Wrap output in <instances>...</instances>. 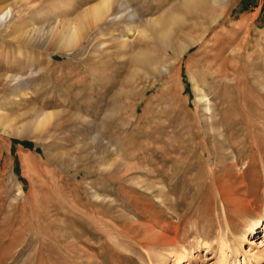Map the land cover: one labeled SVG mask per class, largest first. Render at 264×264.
<instances>
[{
  "label": "rangeland",
  "instance_id": "rangeland-1",
  "mask_svg": "<svg viewBox=\"0 0 264 264\" xmlns=\"http://www.w3.org/2000/svg\"><path fill=\"white\" fill-rule=\"evenodd\" d=\"M104 1L0 25V264H264L263 173L235 203L264 162V0H109L77 47L15 39Z\"/></svg>",
  "mask_w": 264,
  "mask_h": 264
},
{
  "label": "bare ground",
  "instance_id": "bare-ground-1",
  "mask_svg": "<svg viewBox=\"0 0 264 264\" xmlns=\"http://www.w3.org/2000/svg\"><path fill=\"white\" fill-rule=\"evenodd\" d=\"M21 1L25 2V0H20L17 4L15 3V5H6L5 7H3L0 10V25L1 26H9V25L13 24L14 22H16L17 19L21 18L22 12L16 10L17 5L18 4L20 5ZM108 3H109V0H106L104 2H101L97 5H95L94 7H92L89 10H87V9L84 10L83 12H81V14L79 13L80 15L74 21H69V23H67L68 21L66 23L65 22H58V23L54 24V25H56V27L54 25H48L47 28L42 27L40 29L36 28V27H31L29 29H26L25 31H22L20 33L19 37H16V38L14 37V38L20 39V40L24 39L23 41H30V42L32 41L33 42V40L36 37L41 36L43 34H47V37L51 36L52 35L51 33L56 28H59L61 25H63V26L69 25V32L67 34V37H65V39H63L61 42V49L68 50V49H71L73 47H77V45H79L78 43H80L82 36H83V31H82L81 27H83L86 24H89V21L92 20V18L96 19V20L102 19V14L105 10H107ZM185 3H186L185 6L190 5V7H191L195 3V1L194 0H187ZM94 22H96V21H94ZM16 27L17 26H15L13 28L15 29ZM19 31L16 32V29H15V33H18ZM46 40H48V38ZM165 70L163 69L162 72H164ZM231 71H232V76L234 78H236L238 75L237 70L235 68H233ZM237 82H239L238 79H237ZM233 87H235V86L233 85ZM263 89H264V87H263ZM200 94L202 96L201 100H205V98H206L205 93L200 90ZM205 102H206V111L209 113H212L213 110H212L211 101L207 100ZM49 118H50V114H48V113L42 114L40 121H39L40 126L45 124L49 120ZM220 130L218 129V132H220ZM249 168H251V167H249ZM261 169L262 170L260 172L254 173V175H252V176H245L244 177V181L246 179H248V182L244 183V190L241 193L242 196L244 197V199L242 198L241 195L238 196L239 197L238 199H235V203L237 204V212L247 213L249 210L254 209L255 205H254L253 201L251 200V197L255 193L258 194V192L260 191V190L257 191L256 187L261 185V177H262L261 173L264 174V162H263ZM222 198L223 199L225 198V194H223ZM222 255L225 256L224 254H222ZM179 261H180V259H179ZM220 264H229L228 259H226V256L224 258H222V260L220 261Z\"/></svg>",
  "mask_w": 264,
  "mask_h": 264
}]
</instances>
